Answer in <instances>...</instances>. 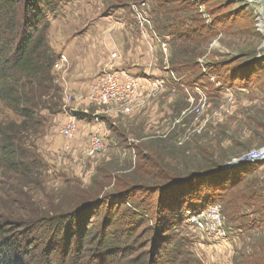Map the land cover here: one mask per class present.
Returning a JSON list of instances; mask_svg holds the SVG:
<instances>
[{
  "label": "rangeland",
  "instance_id": "obj_1",
  "mask_svg": "<svg viewBox=\"0 0 264 264\" xmlns=\"http://www.w3.org/2000/svg\"><path fill=\"white\" fill-rule=\"evenodd\" d=\"M120 1L123 0H73L64 6L55 19H51L47 31L48 43L56 55V62L61 56L66 58L59 69H55L54 65L51 71L55 85L61 88V112L51 113L48 109L39 108L35 116V123H31V128L24 132V134H28L27 139L16 144L20 157L22 153H28V155L26 154L27 158L22 161V163L30 165L34 172L28 179L23 175L24 169L16 173L0 158V215L4 213L9 216L13 211L14 216L22 213L28 215L22 210L23 208L41 207L47 209L50 205L56 207L60 205L58 199L61 196L70 195V191L78 187L84 189L92 185V180L100 168L110 172L129 169L134 166L140 154L146 153V150L148 152L152 149L154 153L161 155L178 175L186 177L185 175L198 172L206 173L221 168L243 153L264 146L262 0H182L181 4L170 2L171 6L166 7L170 9L182 7L181 9L190 10L193 17L203 20L204 25L210 28L214 27L215 31H219L218 33L226 25H232L234 22H241L240 25L245 29L242 31L243 33L240 29L235 28L224 30L204 48L206 55L204 63L208 60L212 61L213 56L215 57L213 61L216 62L217 54L220 55L221 61L220 77L217 78L215 75L216 80L220 79V94L213 95L212 88L207 86V94L213 106L219 107L220 118L215 124H205L203 129L198 126L199 123L192 127L196 122H200L196 117L195 119L193 117V114H197L195 107L199 105V101L194 97L188 100L193 113L187 119L188 126H183L179 121L176 124L177 127H171L160 135L148 133L141 124L138 126V121L133 118L135 113L146 105L137 109L135 115L128 117L107 113L98 105L86 108V110H77L74 106L66 104L65 93H75L70 87L81 85L78 82L84 79L74 73L75 59L78 56V53L75 52L76 44L79 43L80 46V43L84 42L88 44L91 41L99 42L100 30L109 33V42L113 43L116 39V29H119L120 36L127 37V49L132 46L131 41L134 44H142L144 42L142 37L146 34L150 35L155 44L158 41L155 40V37L162 42H169L168 36H166L167 32L158 31L157 33L154 29L155 20L151 11L152 8L161 5L159 0H140L139 2H130L127 6L121 4ZM177 1L175 0V2ZM140 13H143L144 17L141 15L142 19L139 23ZM144 19L149 20L150 24L141 25L145 23ZM113 24L118 25L112 26ZM73 39L78 41L74 45H69ZM163 46L165 47V45ZM71 48L74 50L72 56L69 55ZM173 49L174 47L171 48V50ZM197 50L193 51L196 53ZM81 52L84 57L88 54L83 50ZM69 60L71 67L68 68ZM130 63H132L130 65L139 66L137 59L134 63L131 59ZM206 70L209 71L207 68ZM96 74L87 77L88 80L91 79V83L88 90H85L86 92L98 78L99 75L96 76ZM137 78L142 82L145 96L147 89L150 91V88L152 94L149 93V97L154 95L153 91L156 87L151 86L149 78L143 76H137ZM157 80L163 83L162 87L156 90L164 89L165 81ZM205 81L207 82V80ZM56 101L57 99L54 98L50 104L52 105ZM197 115L201 117V113ZM70 120L75 122L77 130L79 126L76 140L65 138L61 134L62 127ZM20 122L21 118L18 114L0 101V131L5 129L10 132L11 128L19 130L20 128L14 123L20 125ZM84 123L87 124V127L103 123L106 129L104 130L106 149L95 158L87 156V142L90 140L92 128L84 133L81 131V126ZM58 133L62 135L63 140L59 138ZM22 136L23 134L20 135V137ZM151 136L158 137L149 139ZM2 140L3 137L0 136V142ZM29 155L34 158H30ZM243 167L253 169L254 177L260 182L262 181L261 184L264 186V162L243 165L237 169ZM244 170H248V168ZM113 190L114 188H111L105 192L106 195L113 194ZM64 193L65 195H63ZM102 194L104 193L102 192ZM156 197L154 193H149L144 197L136 196V200L139 203H143V201L152 203L151 201H154ZM31 202L35 205H30ZM7 208L9 213L5 210ZM254 210L245 209V212L238 213L241 217L238 222H226L230 235L227 238L228 241L221 246L215 245L211 241L198 239H195L194 245L193 237L182 225L177 228L176 232L178 231L179 238L186 239L191 243L190 251L202 261V264H206V259L210 261L214 259L215 264H226L219 255L217 257L213 252L217 251V247L220 254L224 252L225 257L229 258L227 261L230 264H243L249 258L260 260L264 258V214L256 213ZM152 213L153 211L148 212L147 215L149 219L155 220ZM225 213L229 214L227 211ZM0 223H7L5 228L12 231L4 234L5 238H0V247L3 246L5 239L17 237L22 239L16 234V230L19 229L17 224H9L8 220L0 221ZM92 224H94V220ZM41 226L39 224L37 228ZM34 230L32 234L38 236V231ZM200 245H205L206 248L210 247L208 254L205 255L206 258L197 254L196 249ZM48 251H50L48 245H40V248L34 250V254L24 251L22 258L26 257L25 261L19 259L15 264H48L49 259L50 264H60L57 257L59 246L52 249L51 255L48 254Z\"/></svg>",
  "mask_w": 264,
  "mask_h": 264
},
{
  "label": "trees",
  "instance_id": "obj_2",
  "mask_svg": "<svg viewBox=\"0 0 264 264\" xmlns=\"http://www.w3.org/2000/svg\"><path fill=\"white\" fill-rule=\"evenodd\" d=\"M71 1L0 0V101L21 118L20 125L14 123L19 130L0 131L3 137L0 158L16 173L24 169L26 179L34 172L30 165L22 163L28 153L23 151L20 157L16 144L27 139L28 134L24 132L35 123L39 108L61 112V88L55 85L51 73L57 58L48 43L47 31L51 19ZM139 1L120 3L127 6ZM159 1L161 5L151 11L155 31L167 32L182 44L198 38L205 47L224 30L245 31L241 22H234L218 33L214 27L193 17L190 10L166 8L171 6L170 2L181 4L182 0ZM196 57L191 56L179 65L189 63L190 68L195 61L192 58ZM220 68L221 61L215 62L212 69L219 77ZM54 98L57 101L51 105ZM245 168L233 171L217 168L182 177L152 149L140 154L129 169L110 172L100 168L92 185L61 196L56 207L23 208L28 215L14 216V211L9 216L0 215V221L17 224L16 234L22 238L3 241L0 264L25 261L24 251L34 254L40 245L49 246V255L59 246L60 264H202L190 251L191 243L178 237L176 230L181 225L184 227V218L176 213L201 211L219 204L228 223L241 220L238 213L245 209L264 214L263 182L254 177L253 169ZM111 188H114L113 194L106 195ZM149 193L157 196L152 203L136 200V196ZM5 210L9 213L8 208ZM151 211L155 220L147 215ZM39 224L42 226L37 228ZM5 226L7 223H0V238L12 232ZM34 229L38 236L32 234ZM47 263L50 264V259ZM243 264H264V258H249Z\"/></svg>",
  "mask_w": 264,
  "mask_h": 264
},
{
  "label": "crops",
  "instance_id": "obj_3",
  "mask_svg": "<svg viewBox=\"0 0 264 264\" xmlns=\"http://www.w3.org/2000/svg\"><path fill=\"white\" fill-rule=\"evenodd\" d=\"M114 25L118 24H113L112 26ZM100 32L99 42L90 40L91 42L89 44L84 42L80 43V46L78 45L79 43L75 45V52L78 53V56L75 59L76 67L74 73L85 79L78 82L81 85L70 87L75 93H86L85 90H88L91 83V79L88 80L89 78L87 77H92L91 74L97 73L96 76H98L105 70L116 69L120 73H126L135 77L143 76L151 79H163L165 81V88L161 90L155 89L153 91L154 95L150 97L149 95L152 94L151 88L150 91L147 89L146 96L144 93L145 90H142L144 95L143 99H145L144 106H146L135 113L136 115L134 114L135 117H133L138 121V126L141 124L148 133L154 135L163 134L164 131L166 132L171 127H177L178 125L176 124H178L179 121L183 126H188L187 119H189L192 113L188 100L193 97L197 101L204 103L205 109L201 112V117L192 113L194 119L196 117L200 120V122H196L192 127L199 123L198 126L203 129L205 124H215L219 121V107L215 108L213 106L207 94L208 87L212 88L211 91L213 95L220 94V79L216 80V76L217 78H219V76L212 70L215 66V62L213 61L215 57L212 55V61L208 60L204 63L206 57L204 54L205 47L199 43L198 38H192L182 44L180 40L174 39L173 36L166 33L168 39H165L169 40V42H162L159 38L155 37V40L160 42L159 44L157 41L155 44L150 35L146 34L142 37V40H144L142 44H134L131 41L132 46L127 49V37L125 35L120 36L119 29H116V39L113 43L109 42V33L103 30H100ZM77 41V39H73L69 42V45H74ZM88 45L90 46L88 47ZM163 45H165V47ZM172 47H174L173 50H171ZM178 49L182 50L178 51ZM194 49H198L196 53L193 51ZM81 50L88 52L86 57L82 56ZM73 52L74 50L71 48L69 55L72 56ZM199 53L201 54L200 56ZM113 55L116 57L114 58ZM191 56L197 57L192 58L195 61L190 68L187 67L189 63L182 66L179 65L182 64L183 61H188ZM131 59L133 63L135 59H137L139 66L130 65L132 64L130 63ZM216 59V62L220 61L219 54H217ZM69 67H71L70 60L68 64V68ZM206 68L209 70L208 72ZM205 80H207V82ZM82 87H84V89H81ZM86 125L87 124L84 123L83 126H81V131L85 133L92 128L91 134L89 133L90 137L95 131L100 130L104 132V130H106L103 123L88 127ZM78 130L74 136V140L78 137ZM58 135L59 138L63 140L62 135L59 133ZM157 137L151 136L149 139ZM209 248H206L205 245L198 246L196 249L198 256H204L206 258L205 255L208 254ZM213 252L216 253L217 257L219 255L224 263L230 264L227 261L229 258L225 257L224 252L220 254L218 247L217 251L214 250ZM205 263L215 264L214 259L213 261L206 259Z\"/></svg>",
  "mask_w": 264,
  "mask_h": 264
},
{
  "label": "built area",
  "instance_id": "obj_4",
  "mask_svg": "<svg viewBox=\"0 0 264 264\" xmlns=\"http://www.w3.org/2000/svg\"><path fill=\"white\" fill-rule=\"evenodd\" d=\"M143 13L139 14V23ZM145 23L150 24L149 20L144 19ZM261 31V29H260ZM115 58L116 56L113 55ZM66 61L65 56L56 62L54 68L59 69L62 63ZM151 86L156 89L162 87L161 81L157 79H148ZM152 87V88H155ZM142 82L139 78L126 73H120L116 69H108L103 71L93 83L92 87L86 93H65V101L67 105L74 106L77 110H86L92 106H101L107 113L117 116H131L137 109L143 107L145 99H143ZM195 107V112L200 114L205 104L202 102ZM220 118V114H218ZM75 120V118H73ZM77 132L76 124L73 120L68 121L61 129V134L68 139L74 138ZM106 141L104 132L100 130L92 133L88 147L87 156L95 158L101 155L106 149ZM264 162V146L245 152L238 156L227 165V170H234L240 166L247 164H255ZM178 215L184 218V227L195 239L207 240L215 245L221 246L227 242L230 232L227 227L226 219L222 206L213 204L201 211H182Z\"/></svg>",
  "mask_w": 264,
  "mask_h": 264
},
{
  "label": "bare ground",
  "instance_id": "obj_5",
  "mask_svg": "<svg viewBox=\"0 0 264 264\" xmlns=\"http://www.w3.org/2000/svg\"><path fill=\"white\" fill-rule=\"evenodd\" d=\"M262 5H263V11H262V17H263V20H264V3H263V0H262ZM227 165V164H225ZM224 166V165H223ZM223 170H227V168L223 169Z\"/></svg>",
  "mask_w": 264,
  "mask_h": 264
},
{
  "label": "water",
  "instance_id": "obj_6",
  "mask_svg": "<svg viewBox=\"0 0 264 264\" xmlns=\"http://www.w3.org/2000/svg\"><path fill=\"white\" fill-rule=\"evenodd\" d=\"M263 3H264V0H263ZM229 166H231V165H224V166L221 167V169H225V168H227Z\"/></svg>",
  "mask_w": 264,
  "mask_h": 264
}]
</instances>
